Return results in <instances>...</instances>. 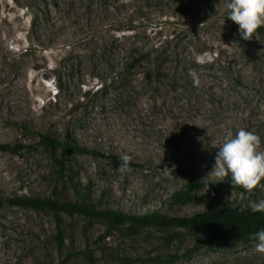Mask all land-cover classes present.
Returning <instances> with one entry per match:
<instances>
[{
  "label": "rangeland",
  "instance_id": "obj_1",
  "mask_svg": "<svg viewBox=\"0 0 264 264\" xmlns=\"http://www.w3.org/2000/svg\"><path fill=\"white\" fill-rule=\"evenodd\" d=\"M228 2L0 0V264H89L87 248L97 264H264L257 240L213 248L187 227L105 236L101 221L63 215L59 223L8 201L73 200V173L101 208L207 210L208 183L218 180L206 177L227 132L254 131L264 150V29L241 39ZM43 135L98 154L58 150L56 159ZM112 154L136 165L119 170ZM182 191L195 198L173 202ZM221 196L228 206L251 201L236 189Z\"/></svg>",
  "mask_w": 264,
  "mask_h": 264
},
{
  "label": "trees",
  "instance_id": "obj_2",
  "mask_svg": "<svg viewBox=\"0 0 264 264\" xmlns=\"http://www.w3.org/2000/svg\"><path fill=\"white\" fill-rule=\"evenodd\" d=\"M264 29V27L259 30ZM42 144L50 152V154L57 159L58 150L65 153H72L74 155L97 153L94 149L79 145L72 140L66 139L59 141L49 135L42 136ZM21 146L10 147L8 145L1 146L6 150H17ZM109 158L115 163L120 164V156L110 155ZM130 165H136L133 161ZM64 165H61V173L65 174ZM71 170V169H69ZM169 172L181 171L170 169ZM69 182L75 191V199L65 200L58 197H41L38 195L32 196H18L14 195L8 198V201L15 205H21L36 210L52 212L60 223L63 215H68L71 218L81 216L88 220H98L108 226L105 236L111 234L114 230L126 231L137 234L140 229L145 227H154L156 229L166 230L178 227L193 228L196 232L205 235V244L209 247L221 248L224 245L232 246L235 243H247L255 239H250V236L260 230H264V213H253L248 204H241L236 206H228L224 198L221 196L222 191L226 189H236L238 191H245L251 201H259L261 198L254 193H248L242 187L232 186L230 177L223 182L214 181L208 183L210 188V196L212 202L209 208L203 212H199L193 216L179 217L169 216L159 211L151 213L136 214L128 213L118 209L101 208L100 203L88 196V190H82L80 186L74 181L73 173L69 174ZM188 185L195 189L201 190L205 184L195 182L192 178L186 176ZM195 198L190 191H182L176 193L172 197V201L176 203H186ZM1 203V202H0ZM245 208L244 211H241ZM130 223L126 229V224ZM89 264H97L94 259L92 249L87 248L84 252Z\"/></svg>",
  "mask_w": 264,
  "mask_h": 264
},
{
  "label": "clouds",
  "instance_id": "obj_3",
  "mask_svg": "<svg viewBox=\"0 0 264 264\" xmlns=\"http://www.w3.org/2000/svg\"><path fill=\"white\" fill-rule=\"evenodd\" d=\"M229 19L239 26V36L243 40H251L258 29L264 27V0H229L226 4ZM264 50L261 51V53ZM260 53V54H261ZM191 74V73H190ZM198 86V80H194ZM132 160L128 154L120 157L119 170L126 169ZM214 165L206 178H215L223 182L231 179L232 186H239L252 193L256 188L264 190V150H261V138L254 131L239 128L235 134L229 130L224 142L218 147L214 157ZM165 167L162 171H169ZM253 213H264V199L250 201L246 206ZM242 208L241 211H244ZM258 242L255 251L264 254V230L250 236Z\"/></svg>",
  "mask_w": 264,
  "mask_h": 264
}]
</instances>
